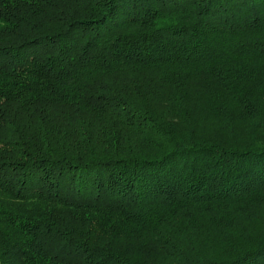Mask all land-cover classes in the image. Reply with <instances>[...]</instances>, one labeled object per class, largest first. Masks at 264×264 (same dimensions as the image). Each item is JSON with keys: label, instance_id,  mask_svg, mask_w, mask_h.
<instances>
[{"label": "trees", "instance_id": "16d2710c", "mask_svg": "<svg viewBox=\"0 0 264 264\" xmlns=\"http://www.w3.org/2000/svg\"><path fill=\"white\" fill-rule=\"evenodd\" d=\"M0 264H264V0H0Z\"/></svg>", "mask_w": 264, "mask_h": 264}, {"label": "rangeland", "instance_id": "374dc122", "mask_svg": "<svg viewBox=\"0 0 264 264\" xmlns=\"http://www.w3.org/2000/svg\"><path fill=\"white\" fill-rule=\"evenodd\" d=\"M236 122V124H241L240 122H238V121H235ZM233 127H237L236 125H233ZM226 134H228V133H226ZM219 135H222V134H219Z\"/></svg>", "mask_w": 264, "mask_h": 264}]
</instances>
